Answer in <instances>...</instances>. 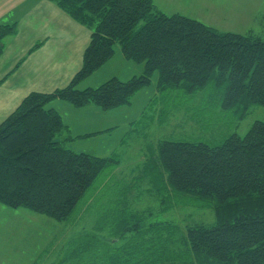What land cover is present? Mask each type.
Instances as JSON below:
<instances>
[{
	"label": "trees",
	"instance_id": "1",
	"mask_svg": "<svg viewBox=\"0 0 264 264\" xmlns=\"http://www.w3.org/2000/svg\"><path fill=\"white\" fill-rule=\"evenodd\" d=\"M47 1L87 28L90 43L81 69L67 87L30 94L0 125L1 206L68 222L102 173L120 166L116 158L68 149L67 143L75 138L67 139L69 128L58 112L48 108L52 102H65L76 110L94 106L105 113L119 111L129 107L157 74L159 99L170 91L194 94L215 81L221 87L226 84L224 109L243 108L244 114L250 106L264 107L261 40L220 34L179 14L168 16L152 0ZM16 32V25L0 26V57L4 40ZM117 45L127 62L144 65L143 73L80 90L81 83L114 58ZM143 153L147 191L164 200L173 195L202 200L214 208L217 224L188 226L175 243L170 238L175 226L155 228L136 222L131 227L129 222L145 213L128 218L115 213L116 227L98 238L99 257L95 255L90 264H159L170 244L179 248L180 256L185 254L184 264H264V122H256L244 137L233 134L218 145L159 139L149 154ZM156 233L169 237L155 241ZM82 249L79 253L84 255L87 249ZM170 261L176 262V257Z\"/></svg>",
	"mask_w": 264,
	"mask_h": 264
},
{
	"label": "rangeland",
	"instance_id": "2",
	"mask_svg": "<svg viewBox=\"0 0 264 264\" xmlns=\"http://www.w3.org/2000/svg\"><path fill=\"white\" fill-rule=\"evenodd\" d=\"M152 1L158 11L168 16L179 14L220 34H237L264 42V0ZM115 51H120L119 45ZM111 65L110 69H114L115 64ZM156 85L157 74L129 107L119 110L122 111L117 116L119 128L68 144L67 148L76 153L120 161L119 167L105 170L96 180L70 221L59 223L24 208L12 210L0 205V264H90L95 255L99 257L98 238L103 239L116 227L115 213H123L126 218L131 213H145L138 215L141 218L137 220L132 219L131 227L136 222L141 226L153 224L155 228L173 225L176 229L170 238L175 243L183 239L188 226L217 224L214 208L202 200L175 195L164 200L147 191L150 186L142 177L143 151L149 154L159 139L218 145L233 134L244 137L256 122H264V107L250 106L244 114L243 108L224 109L226 84L221 87L215 81L203 91L194 94L170 91L160 95L162 99L157 97ZM158 101L162 113L156 123ZM122 120L134 123L129 126ZM132 127L134 130L129 133ZM168 237L156 233L155 241ZM112 243L119 244L117 240ZM82 247L87 249L84 255L79 253ZM178 250L168 245L159 264H184L187 257L184 253L180 256ZM175 257L176 262H171Z\"/></svg>",
	"mask_w": 264,
	"mask_h": 264
},
{
	"label": "crops",
	"instance_id": "3",
	"mask_svg": "<svg viewBox=\"0 0 264 264\" xmlns=\"http://www.w3.org/2000/svg\"><path fill=\"white\" fill-rule=\"evenodd\" d=\"M2 25H16L17 32L4 40L0 57V125L30 94H48L67 87L82 67L91 38L87 28L47 0H0ZM36 45L41 46L31 53ZM111 64H115L114 69H110ZM104 68L81 83L79 89L97 88L111 78L128 81L144 70L127 62L119 51ZM48 108L58 112L69 128L67 139L97 136L120 127L117 116L122 111L105 113L94 106L76 110L61 101L52 102ZM75 117L88 120L79 122ZM122 121L129 126L132 123Z\"/></svg>",
	"mask_w": 264,
	"mask_h": 264
}]
</instances>
